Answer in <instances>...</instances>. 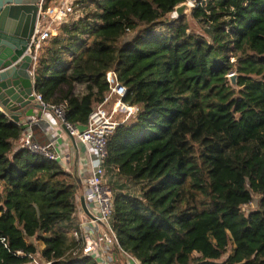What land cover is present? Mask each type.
Masks as SVG:
<instances>
[{
	"label": "trees",
	"instance_id": "obj_1",
	"mask_svg": "<svg viewBox=\"0 0 264 264\" xmlns=\"http://www.w3.org/2000/svg\"><path fill=\"white\" fill-rule=\"evenodd\" d=\"M183 1L74 0L33 89L80 131L110 70L138 107L103 168L118 244L140 264H264V0H194L203 35L172 17ZM27 134L0 110V264H98L74 236L75 178L22 146Z\"/></svg>",
	"mask_w": 264,
	"mask_h": 264
},
{
	"label": "built area",
	"instance_id": "obj_2",
	"mask_svg": "<svg viewBox=\"0 0 264 264\" xmlns=\"http://www.w3.org/2000/svg\"><path fill=\"white\" fill-rule=\"evenodd\" d=\"M44 1L45 0H39L37 3V20L33 34L29 40L28 53L31 56L29 72L31 74L32 85L34 83L33 71L39 58L42 43L49 37L56 35L60 24L71 20V18H67V16L71 11L74 0H57L56 3L45 8L43 7ZM187 1L194 5L193 0ZM172 17H174V13H172ZM106 80L109 83V91L106 93L103 101L98 103L90 113L86 128L80 131L66 122L67 127L72 134L75 135L77 141L87 147L91 146L97 151L100 161L98 166H94L93 164L88 166L89 172L85 180L84 199L86 208L92 217L88 216L86 221L78 222L79 232H74V236L77 239L80 236L83 238L82 228L89 232L90 228H95V242L98 245L100 242L104 243V250L101 251L103 256L98 254L100 253L99 250L95 248L92 250L89 246L84 245L83 250L86 255H92L98 264H109L106 257H104V255L107 254L105 248L107 241L118 253H121L128 259L129 264H140L136 258L127 254L118 244L111 223L113 190L105 181L106 171L103 168V162L107 154L106 144L108 137L113 133L117 124L124 122L134 115L138 107L129 105L122 100L126 88L119 83L116 73L113 70L107 72ZM33 95L35 101L44 107L52 109L60 122L64 121L62 107L48 106L43 102L41 95L37 94L34 89ZM110 102H112L111 109H109ZM117 117L119 118L116 120ZM20 143L22 146L31 149L33 152H38L48 159L59 160V155L54 150L52 142H35L32 140V134L29 133L21 138ZM100 229H102L101 234L99 233ZM105 234L108 235L106 238H103ZM102 239H104V241Z\"/></svg>",
	"mask_w": 264,
	"mask_h": 264
},
{
	"label": "water",
	"instance_id": "obj_3",
	"mask_svg": "<svg viewBox=\"0 0 264 264\" xmlns=\"http://www.w3.org/2000/svg\"><path fill=\"white\" fill-rule=\"evenodd\" d=\"M193 6L185 0L174 8V17H186L193 21ZM37 20V0H0V110L10 119L26 129L33 121V115L39 117L43 110H49L35 102L31 74V56L28 53L29 40ZM195 20V19H194ZM196 21V20H195ZM197 22V21H196ZM198 23V22H197ZM236 73L228 75L229 83L236 88ZM60 126L73 144L75 161L72 175L81 190L80 204L90 216L83 195L82 179L79 176L78 146L75 135L66 122Z\"/></svg>",
	"mask_w": 264,
	"mask_h": 264
},
{
	"label": "crops",
	"instance_id": "obj_4",
	"mask_svg": "<svg viewBox=\"0 0 264 264\" xmlns=\"http://www.w3.org/2000/svg\"><path fill=\"white\" fill-rule=\"evenodd\" d=\"M37 102V101H35ZM38 103V102H37ZM112 107V102L109 103V109ZM33 121L30 126L27 127L29 133L35 135L36 139L42 140L43 143L52 142L54 150L59 155V161L63 166L72 173L74 161H75V152L73 144L69 137L65 134L60 126V120L54 114L52 109L43 110L41 115L38 117L37 114L33 115ZM77 141V140H76ZM78 146V159H79V176L82 179L83 189H85V180L88 175L89 169L88 166L93 164L98 166L100 164L97 151L93 147H87L81 142L77 141ZM107 177L105 178V181ZM85 190H83L84 195ZM80 194L81 190L78 187L77 195V212L75 218L77 222L86 221L88 215L82 209L80 204ZM85 200V199H84ZM95 233V228H90L89 234L93 235ZM104 244V243H103ZM106 259L109 264H129L128 259L118 253L113 246L106 247Z\"/></svg>",
	"mask_w": 264,
	"mask_h": 264
},
{
	"label": "rangeland",
	"instance_id": "obj_5",
	"mask_svg": "<svg viewBox=\"0 0 264 264\" xmlns=\"http://www.w3.org/2000/svg\"><path fill=\"white\" fill-rule=\"evenodd\" d=\"M194 1V0H193ZM194 3V5H192L193 7L195 6V1L193 2ZM81 13V10L79 9V8H77V7H75V6H72L71 7V11L68 13V16H67V18L69 17V18H71V17H73V16H76V14H80ZM186 18V17H185ZM186 22L188 23V26H189V31H193L194 33H197V34H199V35H203V34H205L204 33V29L201 27V25L200 24H198L194 19H193V21H190V22H188V20H187V18H186ZM122 117V116H121ZM119 117H117L116 118V120L118 119ZM107 184L111 187H117L116 185H115V183H116V181L117 180H115V181H112V179L110 178V176L109 175H107ZM125 188H128V191L129 192H134V189H135V187H133L132 185H130L129 187H128V184H126L125 183ZM256 203V199L254 200V201H252V203L250 204V208L251 209H253L254 207H255V204ZM83 229V231H82V233H83V240H84V244H85V246H89V247H91L92 248V250L95 248L96 250H99V252L100 253H98L100 256H103L102 255V253H101V251H103L104 249H103V247H104V245H103V242H100V244L98 245L96 242H95V240H94V237L96 236L95 235V233H96V230H95V233L93 234V235H91V234H89L88 232V230H86V229H84V228H82ZM99 233L101 234L102 233V229H100V231H99ZM108 234H105L104 236H103V238H106V236H107ZM108 239V238H107ZM103 241H104V239H102ZM111 244L107 241V244H105V248L107 247V246H110ZM88 247V248H89ZM111 247V246H110ZM98 255V256H99ZM104 257H106V255H104ZM104 259V258H103ZM98 262H99V260H98Z\"/></svg>",
	"mask_w": 264,
	"mask_h": 264
},
{
	"label": "flooded vegetation",
	"instance_id": "obj_6",
	"mask_svg": "<svg viewBox=\"0 0 264 264\" xmlns=\"http://www.w3.org/2000/svg\"><path fill=\"white\" fill-rule=\"evenodd\" d=\"M39 0H37V3H38Z\"/></svg>",
	"mask_w": 264,
	"mask_h": 264
}]
</instances>
